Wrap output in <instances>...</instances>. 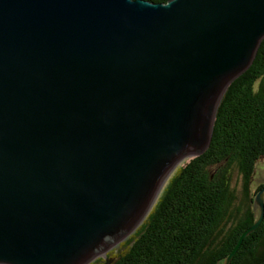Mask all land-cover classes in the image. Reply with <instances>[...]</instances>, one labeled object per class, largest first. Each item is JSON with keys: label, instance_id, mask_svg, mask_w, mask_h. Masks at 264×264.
Listing matches in <instances>:
<instances>
[{"label": "water", "instance_id": "water-1", "mask_svg": "<svg viewBox=\"0 0 264 264\" xmlns=\"http://www.w3.org/2000/svg\"><path fill=\"white\" fill-rule=\"evenodd\" d=\"M263 40L264 0H0V264H108Z\"/></svg>", "mask_w": 264, "mask_h": 264}, {"label": "trees", "instance_id": "trees-1", "mask_svg": "<svg viewBox=\"0 0 264 264\" xmlns=\"http://www.w3.org/2000/svg\"><path fill=\"white\" fill-rule=\"evenodd\" d=\"M261 158L264 40L252 65L226 90L207 150L180 163L144 222L116 253L108 252V264H224L258 218L253 201L264 182L249 195ZM235 170L242 174L245 195L239 209H233ZM104 263L98 257L90 264ZM230 264H264V216L244 237Z\"/></svg>", "mask_w": 264, "mask_h": 264}, {"label": "rangeland", "instance_id": "rangeland-1", "mask_svg": "<svg viewBox=\"0 0 264 264\" xmlns=\"http://www.w3.org/2000/svg\"><path fill=\"white\" fill-rule=\"evenodd\" d=\"M263 182H264V158H261L257 163L256 171H255L253 178H252L249 196H251L254 193L255 189ZM232 187H233L234 193L236 195V199L234 201L233 209H234V207H236V208L238 207V209H239V207L242 206V202L244 200L245 195H244V190H243V177H242V174L238 170H235L233 172ZM256 210H257V212H259L258 208ZM230 224H231V222H229V225ZM119 246H120V243L113 246L110 249V251L113 250V253H116L121 248V247L119 248ZM107 255H108V253H107Z\"/></svg>", "mask_w": 264, "mask_h": 264}]
</instances>
